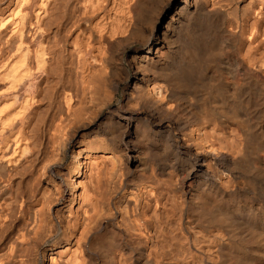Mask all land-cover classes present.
Here are the masks:
<instances>
[{
	"label": "bare ground",
	"instance_id": "1",
	"mask_svg": "<svg viewBox=\"0 0 264 264\" xmlns=\"http://www.w3.org/2000/svg\"><path fill=\"white\" fill-rule=\"evenodd\" d=\"M0 264H264V0H0Z\"/></svg>",
	"mask_w": 264,
	"mask_h": 264
},
{
	"label": "rangeland",
	"instance_id": "2",
	"mask_svg": "<svg viewBox=\"0 0 264 264\" xmlns=\"http://www.w3.org/2000/svg\"><path fill=\"white\" fill-rule=\"evenodd\" d=\"M17 218H18V219H16V218H15L14 224H15V225H17V226H20V225L22 226V224H23V221H24V220H22L23 218H22V219H20L21 217H17ZM19 221H20L22 224H21V223H20V224H18V223H19ZM16 223H17V224H16Z\"/></svg>",
	"mask_w": 264,
	"mask_h": 264
}]
</instances>
